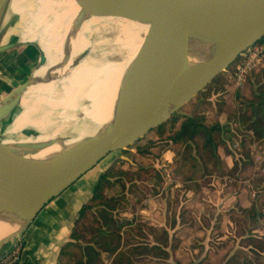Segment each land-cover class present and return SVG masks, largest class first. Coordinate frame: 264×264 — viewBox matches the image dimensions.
<instances>
[{"label":"bare ground","instance_id":"6f19581e","mask_svg":"<svg viewBox=\"0 0 264 264\" xmlns=\"http://www.w3.org/2000/svg\"><path fill=\"white\" fill-rule=\"evenodd\" d=\"M7 24L0 44L17 38L41 49L39 67L2 141L22 165L59 158L120 123L121 94L135 63L153 87L131 111L166 95L186 60L195 68L226 48L218 29L192 30L183 48L181 36L164 22L129 13L125 18L84 15L75 0H1L0 26ZM110 30L118 36L105 39ZM57 38L52 55L49 43ZM117 75L122 80L112 84L108 79ZM13 93L0 101V132ZM26 223L22 214L0 211V247L20 235Z\"/></svg>","mask_w":264,"mask_h":264},{"label":"rangeland","instance_id":"374dc122","mask_svg":"<svg viewBox=\"0 0 264 264\" xmlns=\"http://www.w3.org/2000/svg\"><path fill=\"white\" fill-rule=\"evenodd\" d=\"M9 26H1L0 37ZM109 32L105 39L118 36L116 30ZM38 51L33 46H17L0 55V101L30 79L39 67ZM50 51L55 54L57 47L51 46ZM242 61L240 57L222 73L223 87L206 88L177 110L172 116L178 119L175 126L171 118L162 132L154 130L127 150L113 154L115 160L109 169L114 176L119 171H155L146 182H128L124 187V178H113L104 192L107 198H116L117 218L135 221L132 241L142 242L137 228L144 223L167 228L176 248L168 261L146 259L141 264H225L243 249L244 239H264V218L254 223L245 212L254 205L258 213H264V139L247 131L248 124L241 118L264 85V63L238 85L236 72ZM108 80L116 84L122 78L117 75ZM196 115L204 117L208 125L220 122L226 127L225 143L218 150L220 158L205 151L201 140L190 146H176L170 140L185 117ZM13 117L3 121L2 139ZM104 163L89 173L96 175ZM143 233L150 236L145 229ZM17 241L10 240L1 248L9 250ZM68 252L59 264H78L79 250Z\"/></svg>","mask_w":264,"mask_h":264},{"label":"water","instance_id":"95a60500","mask_svg":"<svg viewBox=\"0 0 264 264\" xmlns=\"http://www.w3.org/2000/svg\"><path fill=\"white\" fill-rule=\"evenodd\" d=\"M75 1L84 15L125 18L129 13L164 22L181 36L179 46L183 48L187 45L192 30L218 29L224 34L226 48L212 61L195 68H190L189 60H186L183 71L166 95L137 111H131L136 102L153 87L135 63L121 94L122 121L113 125L102 136L82 142L59 158L22 165L17 161L20 157L7 150L0 137V211L27 217L26 226L16 237L17 240L21 239L25 229L54 199L109 155L127 150L166 124L177 110L198 96L248 49L264 39V0ZM2 28L0 26V31ZM9 29L10 26L0 39L6 37ZM17 46H33L41 50L36 44L23 45L17 38H11L0 44V54ZM42 64H46L45 58ZM34 72L30 79L13 93L4 120L14 115L23 94L31 85ZM171 106H175L176 110L170 112ZM122 158L130 161L128 158Z\"/></svg>","mask_w":264,"mask_h":264},{"label":"trees","instance_id":"16d2710c","mask_svg":"<svg viewBox=\"0 0 264 264\" xmlns=\"http://www.w3.org/2000/svg\"><path fill=\"white\" fill-rule=\"evenodd\" d=\"M218 86H224L222 74L207 89ZM241 118L248 124L247 131L264 139V85L259 87V93L254 100L248 102L247 112ZM171 123L175 126L178 119L173 117ZM167 125L168 123L156 130L162 132ZM225 128L220 122L208 125L204 117L197 115L185 117L180 129L170 140L176 146H190L201 140L205 151L211 153L213 157L220 158L218 150L225 143L223 139ZM154 172L139 169L136 173L119 171L114 176L113 169L106 171L94 186L92 199L79 212L71 241L62 248L60 257L70 254L68 251L76 248L80 253L78 264H141L146 259L168 261L171 258V251L176 250L170 242L168 229L141 223L142 225L137 228V234L142 242L134 243L135 241L131 239L133 234L131 227H135V221L117 218L116 198H107L104 194L105 189L112 184L113 178H124L121 181L124 187L128 182H146ZM142 175L147 177L143 178ZM245 212L254 223L258 222L259 217L264 218V213H258L254 205ZM144 229L149 237L143 233ZM241 247L243 249L230 257L225 264H264V239L250 236L242 241Z\"/></svg>","mask_w":264,"mask_h":264},{"label":"crops","instance_id":"0c3cea01","mask_svg":"<svg viewBox=\"0 0 264 264\" xmlns=\"http://www.w3.org/2000/svg\"><path fill=\"white\" fill-rule=\"evenodd\" d=\"M53 42L49 46L58 47V43ZM113 154L102 161L105 163L96 175L89 172L84 175L47 205L25 229L20 239L23 243L21 264H59L61 250L71 241L79 212L92 199L94 186L101 175L112 166ZM6 251L1 248L0 257Z\"/></svg>","mask_w":264,"mask_h":264},{"label":"built area","instance_id":"2783aa9c","mask_svg":"<svg viewBox=\"0 0 264 264\" xmlns=\"http://www.w3.org/2000/svg\"><path fill=\"white\" fill-rule=\"evenodd\" d=\"M241 57L243 61L237 66L236 72L238 85L244 83L247 76L264 63V39L248 49ZM22 250L23 243L18 240L0 257V264H21Z\"/></svg>","mask_w":264,"mask_h":264}]
</instances>
